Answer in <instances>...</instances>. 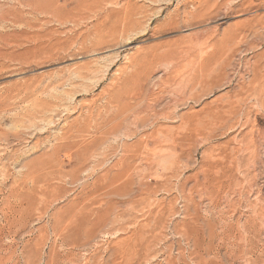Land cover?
I'll return each instance as SVG.
<instances>
[{"label": "rangeland", "instance_id": "374dc122", "mask_svg": "<svg viewBox=\"0 0 264 264\" xmlns=\"http://www.w3.org/2000/svg\"><path fill=\"white\" fill-rule=\"evenodd\" d=\"M0 264H264V0H0Z\"/></svg>", "mask_w": 264, "mask_h": 264}, {"label": "bare ground", "instance_id": "6f19581e", "mask_svg": "<svg viewBox=\"0 0 264 264\" xmlns=\"http://www.w3.org/2000/svg\"><path fill=\"white\" fill-rule=\"evenodd\" d=\"M222 187V186H221ZM233 255V254H232Z\"/></svg>", "mask_w": 264, "mask_h": 264}]
</instances>
